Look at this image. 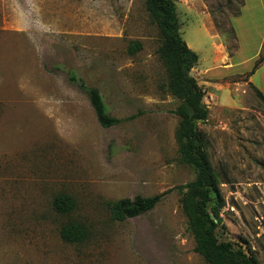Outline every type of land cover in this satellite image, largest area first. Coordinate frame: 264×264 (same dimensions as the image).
<instances>
[{
    "label": "rangeland",
    "instance_id": "obj_1",
    "mask_svg": "<svg viewBox=\"0 0 264 264\" xmlns=\"http://www.w3.org/2000/svg\"><path fill=\"white\" fill-rule=\"evenodd\" d=\"M173 1L199 55L191 74L209 111L197 127L218 177L219 239L264 264L256 40L233 54L241 0ZM134 42L142 48L132 55ZM160 45L146 0H0V264H208L182 208L178 188L196 172L180 154L181 101L168 91ZM82 84L100 91L111 116L134 118L103 128ZM166 192L153 211L112 219L108 203ZM62 194L76 201L70 215L53 208ZM70 222L89 237L66 242Z\"/></svg>",
    "mask_w": 264,
    "mask_h": 264
},
{
    "label": "trees",
    "instance_id": "obj_2",
    "mask_svg": "<svg viewBox=\"0 0 264 264\" xmlns=\"http://www.w3.org/2000/svg\"><path fill=\"white\" fill-rule=\"evenodd\" d=\"M243 6L244 0H241L239 12L234 17L241 15ZM146 7L151 20L160 31L161 45L158 54L166 68L168 91L181 101L176 111L180 117L177 133L180 154L182 160L196 172L193 182L178 188L185 191L182 208L196 240L194 251L208 264H260L253 254L243 248H236L232 242L221 241L217 233L222 223L219 209L215 205L218 177L203 151L202 136L197 127L199 122L208 119L209 111L204 103V90L191 74L199 62V55L182 37L177 5L173 0H146ZM141 48L140 43L134 42L130 45L129 52L134 55ZM263 62L264 53L252 74ZM81 87L87 91L103 128H111L134 118L121 120L111 116L104 97L97 88H88L84 84ZM257 93L264 103L263 94L258 90ZM166 195L167 192L153 197L125 198L108 203V207L112 219L123 222L153 211ZM53 208L59 215H70L76 209V201L72 196L58 195L53 201ZM62 237L68 243H80L89 237V231L82 224L70 222L63 228Z\"/></svg>",
    "mask_w": 264,
    "mask_h": 264
},
{
    "label": "crops",
    "instance_id": "obj_3",
    "mask_svg": "<svg viewBox=\"0 0 264 264\" xmlns=\"http://www.w3.org/2000/svg\"><path fill=\"white\" fill-rule=\"evenodd\" d=\"M231 23L237 42V48L233 54L237 56L242 51V46L255 38L257 47L253 59L259 60L264 53V0H244L241 15L233 17ZM233 60L234 58L230 57V62ZM249 82L264 96V62L249 77Z\"/></svg>",
    "mask_w": 264,
    "mask_h": 264
},
{
    "label": "water",
    "instance_id": "obj_4",
    "mask_svg": "<svg viewBox=\"0 0 264 264\" xmlns=\"http://www.w3.org/2000/svg\"><path fill=\"white\" fill-rule=\"evenodd\" d=\"M213 219H215V217L213 216Z\"/></svg>",
    "mask_w": 264,
    "mask_h": 264
}]
</instances>
